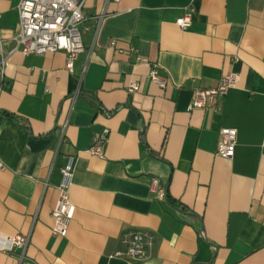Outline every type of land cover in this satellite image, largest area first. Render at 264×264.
I'll return each instance as SVG.
<instances>
[{
    "label": "crops",
    "instance_id": "1",
    "mask_svg": "<svg viewBox=\"0 0 264 264\" xmlns=\"http://www.w3.org/2000/svg\"><path fill=\"white\" fill-rule=\"evenodd\" d=\"M17 4L0 0L11 52L0 75V236L30 233V242L21 262L15 249L0 251V264H264V0H120L97 29L103 0H86L71 72L62 51L21 54ZM153 64L163 88L149 79ZM230 72L239 79L224 97L187 109L195 90ZM221 127L236 130L230 159L216 154ZM104 128V157H93ZM68 156L75 210L55 237ZM133 232L151 236L147 256H114Z\"/></svg>",
    "mask_w": 264,
    "mask_h": 264
},
{
    "label": "built area",
    "instance_id": "2",
    "mask_svg": "<svg viewBox=\"0 0 264 264\" xmlns=\"http://www.w3.org/2000/svg\"><path fill=\"white\" fill-rule=\"evenodd\" d=\"M120 0H103L101 11L96 17L95 27L99 28L102 20L107 14V6L110 2L119 3ZM86 0H18V34L15 42L20 46L22 55L34 54L43 56L48 52L62 51L66 54L65 68L69 72L73 70V61L77 55L84 51L81 40L82 31L88 28L83 26V8ZM191 22V10H185L183 15L175 20L180 29H186ZM109 48L117 53H124V49L118 47L114 40L109 42ZM129 52L134 49L129 47ZM11 52L2 50L0 39V75H3ZM136 61H145L144 58L136 56ZM149 79L159 88L166 84V77L159 72L157 65H152L149 70ZM238 75L230 72L222 74L214 87L203 88L194 91L193 98L188 110L205 109L214 105L217 99H221L230 88L236 86ZM138 90V83L131 82L126 91L134 93ZM64 127L61 129L62 139ZM109 130L104 128L94 136L87 152L97 158H103V146L107 140ZM236 141V130L230 127H221L218 131L216 154L230 159L234 154ZM73 157L68 156L66 162L60 167L61 180L56 187L57 200L51 210V234L55 237H65L68 226L73 218L75 206L70 200V186L73 177ZM0 169H3L0 163ZM152 191L158 198L164 197V190L157 188L156 182L152 184ZM30 242V233L1 235L0 251L10 252L18 250V260L24 259L25 251ZM152 245L151 236L145 232H133L127 241L124 251H116L114 256H123L132 260L145 258Z\"/></svg>",
    "mask_w": 264,
    "mask_h": 264
},
{
    "label": "water",
    "instance_id": "3",
    "mask_svg": "<svg viewBox=\"0 0 264 264\" xmlns=\"http://www.w3.org/2000/svg\"><path fill=\"white\" fill-rule=\"evenodd\" d=\"M200 232L203 233V228L201 227ZM212 246L215 248V246L212 244Z\"/></svg>",
    "mask_w": 264,
    "mask_h": 264
}]
</instances>
